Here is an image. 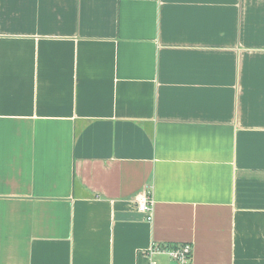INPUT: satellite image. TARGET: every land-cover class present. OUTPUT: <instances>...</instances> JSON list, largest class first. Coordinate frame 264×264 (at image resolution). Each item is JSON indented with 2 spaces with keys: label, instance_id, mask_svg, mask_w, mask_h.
<instances>
[{
  "label": "crops",
  "instance_id": "1",
  "mask_svg": "<svg viewBox=\"0 0 264 264\" xmlns=\"http://www.w3.org/2000/svg\"><path fill=\"white\" fill-rule=\"evenodd\" d=\"M186 242L264 264V0H0V264Z\"/></svg>",
  "mask_w": 264,
  "mask_h": 264
},
{
  "label": "built area",
  "instance_id": "2",
  "mask_svg": "<svg viewBox=\"0 0 264 264\" xmlns=\"http://www.w3.org/2000/svg\"><path fill=\"white\" fill-rule=\"evenodd\" d=\"M137 210L145 216L147 221L152 220L153 198L150 190L140 191L135 195ZM148 260V264H157V257H166L169 264H192V244L190 242L178 245L150 244L140 251Z\"/></svg>",
  "mask_w": 264,
  "mask_h": 264
}]
</instances>
